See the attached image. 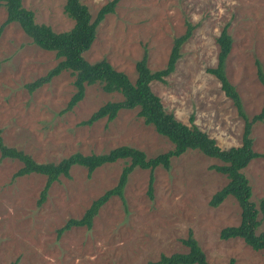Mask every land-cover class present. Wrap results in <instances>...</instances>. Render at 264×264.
Here are the masks:
<instances>
[{
	"label": "rangeland",
	"instance_id": "1",
	"mask_svg": "<svg viewBox=\"0 0 264 264\" xmlns=\"http://www.w3.org/2000/svg\"><path fill=\"white\" fill-rule=\"evenodd\" d=\"M94 18L110 0H80ZM39 24L55 32L70 30L74 20L64 13L65 0H21ZM6 10L0 4V26ZM188 24L191 36L182 44L174 71L150 88L167 112L185 124L194 123L221 148L239 146L244 120L217 78L206 71L217 63V37L228 25L232 44L225 61L228 81L238 92L250 118L261 111L264 87L257 78V63L264 73V0H119L114 12L97 26L95 39L84 58H102L134 82L135 63L143 53L151 71L163 69L175 37ZM61 58L35 45L17 22L0 28V136L7 147L31 156L38 163H57L73 153L101 154L126 145L151 158L173 148L167 137L138 116V108L122 109L107 121L82 125L119 93L86 85L83 98L62 111L73 93L74 77L62 71L48 83L28 92L25 84L43 76ZM253 150L264 154V119L252 125ZM124 160L106 163L87 176L75 165L70 177L60 176L38 204L46 176H15L22 163L0 155V264H145L161 254L185 252L181 240L193 233L209 262L264 264V249L254 250L240 238L223 240V227L237 225L240 208L232 196L213 207L209 200L226 182L211 168L221 161L198 150L171 158L169 168L154 169L152 198L147 193L149 171L135 168L123 199L111 197L91 228L72 227L60 236L57 229L70 218H80L90 203L116 185ZM251 187V201L264 197V158L252 159L243 169ZM264 231V217L258 214Z\"/></svg>",
	"mask_w": 264,
	"mask_h": 264
},
{
	"label": "trees",
	"instance_id": "2",
	"mask_svg": "<svg viewBox=\"0 0 264 264\" xmlns=\"http://www.w3.org/2000/svg\"><path fill=\"white\" fill-rule=\"evenodd\" d=\"M118 1L106 2L99 8L96 16L92 18L88 7L80 0H65L64 13L74 20V25L68 31L55 32L48 25L37 23L33 12L24 8L21 0H0V4L6 10L5 20L0 28L10 22H17L35 45L44 50L53 51L56 57L61 58L43 76L24 85L28 92H33L43 84L48 83L60 72L69 71L74 77L75 92L60 113L71 110L83 98L86 85L98 84L103 92H117L121 94L122 99L104 103L80 124L91 125L102 118L111 121L122 109L138 108V116L143 119L144 123L153 126L158 134L167 137L173 144V148L149 158L137 148L122 145L101 154L85 155L76 152L62 158L57 163H38L31 156L15 148L5 146L0 136L1 158H13L22 163V167L15 173V176L29 173L46 176L38 204L43 202L48 188L54 181L58 180L60 176L70 177V169L75 165L86 168L87 176H90L96 168L103 164L117 160L125 161L116 185L94 199L80 218H70L58 228L57 235L60 236L72 227L91 228L100 208L111 197L117 196L123 199L128 177L135 168L149 171L147 193L152 198L154 169L158 166L168 169L171 158L178 157L187 150H198L208 157L220 160L221 164L213 165L211 168L224 174L227 178V182L213 193L209 204L216 207L228 196H232L240 208L239 223L223 227L219 232V237L223 240L240 238L254 250L264 249V231L256 232L260 225L258 214L261 213L264 217V197L260 198L256 207L250 199L251 187L243 172V169L252 159L264 158V154L253 150V142L250 136L252 125L264 119V100L261 111L249 118L243 111L238 92L226 77L225 61L232 44L231 35L227 30L228 25L221 29L217 37L219 46L217 63L214 67L207 68L206 71L219 80L224 94L232 100L238 115L243 118L244 126L239 146L221 148L213 137L194 123L192 117L189 118V124H185L177 120L172 113L167 112L160 97L153 93L150 88L151 81L164 82V77L174 71L175 64L181 54V46L192 34V25L188 24L185 32L174 38L167 64L163 69L151 71L147 65V54L144 52L135 63L136 79L134 82L129 79L126 73L115 69L105 58L95 62H89L84 58V52L90 48L95 39L97 26L107 14L114 12ZM257 78L264 87V73L259 63H257ZM181 242L187 251L174 252L169 255L161 254L157 260L147 261L145 264H213L207 260L191 231ZM228 264H235V260L231 258Z\"/></svg>",
	"mask_w": 264,
	"mask_h": 264
}]
</instances>
